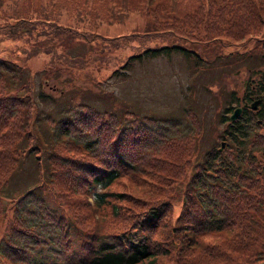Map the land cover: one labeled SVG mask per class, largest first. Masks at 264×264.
<instances>
[{
	"label": "trees",
	"instance_id": "obj_1",
	"mask_svg": "<svg viewBox=\"0 0 264 264\" xmlns=\"http://www.w3.org/2000/svg\"><path fill=\"white\" fill-rule=\"evenodd\" d=\"M133 14L146 17L141 27L120 33ZM263 27L264 0H0V35L28 39L23 58L45 52L34 72L0 55V264L264 262V133L254 116L222 113L224 150L210 146L190 164L200 126L191 110L171 117L118 111L115 101L94 106L70 76L105 55L119 76L133 58L172 50L206 65L234 41L264 45ZM163 33L197 46L149 43ZM81 39L92 47L70 55L65 49ZM209 45L219 47L210 53ZM246 88L243 96L261 94L256 116L264 119V73ZM26 158L38 178L16 188L10 176ZM178 194L173 245L157 236Z\"/></svg>",
	"mask_w": 264,
	"mask_h": 264
},
{
	"label": "rangeland",
	"instance_id": "obj_2",
	"mask_svg": "<svg viewBox=\"0 0 264 264\" xmlns=\"http://www.w3.org/2000/svg\"><path fill=\"white\" fill-rule=\"evenodd\" d=\"M154 1L157 0H151V2ZM133 15L132 21L119 25L121 27L120 33H126L134 28L141 27L142 18L146 17H140L137 14ZM262 32L261 36H264V27ZM154 38L149 43L174 41L185 47L194 48L197 46L168 33H163L160 37ZM26 40H23L21 36L12 37L1 34L0 55L15 63L23 62L25 66H28L29 72H34L43 65L42 60L45 52L41 50L31 56H29V53L23 58L24 47L30 45ZM243 40L245 41L241 45L238 44V41H234L227 46L220 47L224 54L217 57L211 56L206 65L200 64L202 66L195 64L191 57L182 55L179 50H172L168 54L161 53L148 58L146 56L137 59L133 58V61L128 64V73L119 76L118 73L113 75L108 72L112 61L111 57L105 55L102 60H98L94 64L85 62L86 64L82 68L74 69L75 71L70 76L76 72L74 75L75 83L77 85L84 84V88L79 91L80 94L94 106L107 108L112 104V101H115L118 105V111L126 108L134 110L138 113L137 115L154 113L153 115L166 114L171 117L181 115L180 112H183L184 109L191 110L198 118V123L200 124L198 134L194 140L193 150L189 155L190 164H192L194 161L199 160L202 152L209 149L210 146L224 150L223 147L226 145L223 141H228L223 130L226 126V120H220V116L222 113H226L222 109L230 106L233 102V100L230 101L229 99L230 90L233 94L232 97L241 96L248 89L246 86L252 81L254 76L259 72L264 73V45L255 38L247 40L243 38ZM106 42L110 43L111 41ZM250 44H254L255 47H250L248 50L247 46ZM89 47H92V44L84 40L82 42L73 41L65 50L70 52V55L75 56L76 54H82ZM218 47V45H209L208 50L211 53ZM130 48L137 52L134 46H130ZM107 50L113 53L116 48L111 45ZM123 55L124 52L117 56L115 60L118 57L123 58ZM253 66H256L257 69L250 71ZM22 78L24 79L25 76L22 75ZM208 85H210L209 88L207 87ZM45 89L48 88L45 87ZM97 91L98 94H95ZM34 98L37 97L34 96ZM253 120L262 125L260 133H264V119H258L254 116ZM220 143L221 146H219ZM44 149H50L49 144ZM19 165V169L15 170L10 176L14 187L21 188L24 184H31L37 180L38 176L32 159L26 158ZM191 170L188 167L185 175L187 176ZM20 172L22 173L19 175ZM180 181L177 187L178 193H180L183 178ZM6 188L10 189V184ZM87 199L89 201L90 196ZM180 202L181 195L178 194L175 202L169 203L170 209L164 214L166 219L164 227H161V232L159 230V235L157 236V238L162 239H164L163 237L168 238L173 245L177 242L173 231L177 228ZM5 205L8 206L6 201ZM81 211L84 212V208H81ZM99 215L97 211L93 212V216ZM3 219L4 212L0 207V242L2 240L1 232L4 227ZM107 226H101V229L107 230ZM163 229H167L166 232ZM207 238L213 242L217 237L210 236ZM157 260L156 264H167L168 262L165 256H159ZM136 264H146V262L141 261Z\"/></svg>",
	"mask_w": 264,
	"mask_h": 264
},
{
	"label": "flooded vegetation",
	"instance_id": "obj_3",
	"mask_svg": "<svg viewBox=\"0 0 264 264\" xmlns=\"http://www.w3.org/2000/svg\"><path fill=\"white\" fill-rule=\"evenodd\" d=\"M242 98V99H241ZM235 102H232V106L236 105L238 107H240V112H246V113H249L250 115H253V114H257V111H259V106L260 104L263 102V99H262V96L261 95H258L256 92H248L247 94H245V96H239L237 95L236 98H235ZM241 100V101H240ZM253 100H256V104H255V107H253V109H250L248 107V104L250 102H252ZM239 102V104H237ZM243 106V108H242ZM240 113V114H241Z\"/></svg>",
	"mask_w": 264,
	"mask_h": 264
},
{
	"label": "water",
	"instance_id": "obj_4",
	"mask_svg": "<svg viewBox=\"0 0 264 264\" xmlns=\"http://www.w3.org/2000/svg\"><path fill=\"white\" fill-rule=\"evenodd\" d=\"M253 104H254V102H253L251 105L253 106ZM238 112H239V111H238V108H237V107L234 108V109L232 110L230 116H229V119L234 118V117L238 114ZM259 264H264V262H263V261H260Z\"/></svg>",
	"mask_w": 264,
	"mask_h": 264
}]
</instances>
